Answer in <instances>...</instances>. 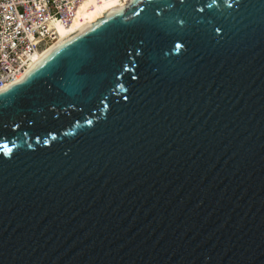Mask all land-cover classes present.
Wrapping results in <instances>:
<instances>
[{
  "label": "water",
  "instance_id": "95a60500",
  "mask_svg": "<svg viewBox=\"0 0 264 264\" xmlns=\"http://www.w3.org/2000/svg\"><path fill=\"white\" fill-rule=\"evenodd\" d=\"M0 264H264V0H133L0 92Z\"/></svg>",
  "mask_w": 264,
  "mask_h": 264
},
{
  "label": "built area",
  "instance_id": "2783aa9c",
  "mask_svg": "<svg viewBox=\"0 0 264 264\" xmlns=\"http://www.w3.org/2000/svg\"><path fill=\"white\" fill-rule=\"evenodd\" d=\"M81 1L0 0V89L27 68L32 54L55 38L49 23H70Z\"/></svg>",
  "mask_w": 264,
  "mask_h": 264
},
{
  "label": "bare ground",
  "instance_id": "6f19581e",
  "mask_svg": "<svg viewBox=\"0 0 264 264\" xmlns=\"http://www.w3.org/2000/svg\"><path fill=\"white\" fill-rule=\"evenodd\" d=\"M131 1L133 0H82L78 6L76 16L70 23L64 25L58 21L50 22L49 27L54 29L56 35L55 38L51 43L32 54L27 68L14 81L1 88L0 92L6 90L11 84L17 82L62 42L82 32L92 23H95L106 16L112 15Z\"/></svg>",
  "mask_w": 264,
  "mask_h": 264
}]
</instances>
